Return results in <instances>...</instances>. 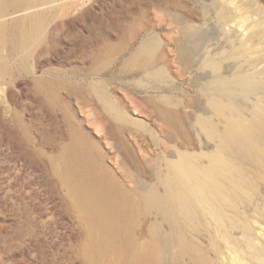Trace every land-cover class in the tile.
<instances>
[{
    "label": "rangeland",
    "instance_id": "rangeland-1",
    "mask_svg": "<svg viewBox=\"0 0 264 264\" xmlns=\"http://www.w3.org/2000/svg\"><path fill=\"white\" fill-rule=\"evenodd\" d=\"M134 1L44 0L0 13V264H132L152 241L155 264H233L224 236L264 255V164L225 136L232 116L249 126L264 117V0H166L163 10ZM39 9L45 25L19 41ZM108 44L118 49L105 57ZM143 47L151 64L133 62ZM219 99L232 109L218 112ZM153 103L176 108L180 125ZM256 136L264 145V131ZM79 138L99 145L113 179L102 183L118 187L105 199L121 215L110 232L89 222L74 180L60 181L47 156ZM220 150L257 188L222 204L224 226L193 192L192 216L174 200L179 155L207 164Z\"/></svg>",
    "mask_w": 264,
    "mask_h": 264
},
{
    "label": "bare ground",
    "instance_id": "bare-ground-1",
    "mask_svg": "<svg viewBox=\"0 0 264 264\" xmlns=\"http://www.w3.org/2000/svg\"><path fill=\"white\" fill-rule=\"evenodd\" d=\"M41 1H44V0H0V13L6 10L10 5L37 4ZM165 2L167 1L166 0H153L152 4L158 10H160L161 8L163 10V8L166 7ZM138 15H139V18L140 17L143 18L144 15H143L142 8ZM46 20H47V15L41 9L35 10L31 14H29L27 18L23 20L24 23L22 24V26L20 27L17 33L18 40L27 41L29 38H32V36H35V35L37 36L39 34L38 33L39 29L41 30V28L45 25ZM131 31L132 30H129L127 32L130 34ZM0 36H1V30H0ZM117 49L118 47L116 45H113V44L106 45L104 49V56L108 57L112 55ZM153 58H154V54L152 50L148 47H143L138 52V54L134 57L133 62H138V64L140 65H147L153 62ZM153 104H154V107H155V110L158 116L161 119H163L166 123L171 124L172 126H175V127H178L180 125L179 124V121H180L179 112L176 108L168 107L160 103H153ZM216 105H217L216 107H218L217 111L219 109V111L225 112L224 110L225 107H229L232 109V107L229 104H227L225 101L220 100V99L218 100ZM232 113L230 111L231 115ZM203 120H205V118ZM252 126L256 127V130H254ZM252 126H249L248 124L243 125L240 119H237L232 116V123L231 125H229L227 129V135L225 136L228 137V140L230 143H232V146L237 147L238 149L239 147L246 148L248 152L254 158H257L259 161H261L264 164V161L261 159L262 154H264V145L259 140V138L256 136L257 131H261V133L262 131H264V117H261L255 120ZM124 130H125L124 128L118 125H116L115 127V132L117 133H121ZM180 132L181 131H179V133ZM64 153H65L63 155L64 157L62 156L63 158L60 155H58V157H61L58 159L59 161L63 159L61 162L56 160L57 157L55 158V155H53L54 153L49 154V155L47 154V156L50 162L55 166L54 168L56 170L55 169L54 170L56 172L55 171L54 172L58 174L57 176H59V178L61 177L62 180L64 178H67L66 181H68V178L70 180L71 179L74 180L75 184L73 183V181L72 182L68 181V182L74 184V190L72 189V191L75 192V195L78 198L77 203L79 205L78 204L77 205L81 207L80 209H82V212L87 217L89 222L93 226L97 227L96 229H99L100 231L102 230L100 229V227L103 228L104 226L106 227V228H103L106 230L105 232L107 231L110 232L112 229L114 230L115 227L118 228L119 226L117 227V225L120 224L118 223L120 218L118 219L119 215H117L116 212H114L115 209L113 210V207L116 208V206H113L112 211H110L111 207L109 206L111 205L109 203H106V200H105L106 194L108 193V191H110V189L112 188L118 189V187L114 184V182H112L113 179L109 173V169L107 168L106 165L103 164V162L100 159L102 157V152H101L99 145L96 142H93V141L90 142L83 138H79L77 144H74L73 146H70V147L68 146L67 150L64 151ZM186 153L187 152L182 153L181 156L179 155L178 157L177 167L179 168L180 171L177 170V172L179 171L181 173V174L179 173L181 175L180 177L181 181L178 182L177 184V188H176L177 190L175 191L177 194H176V197H174V200H176L175 198H177L178 203L180 204L181 210L183 212H186L189 215L191 214L192 216L193 212L195 211H193V208H192L193 206L190 205L189 199L193 197V195H190V193L193 192L195 195L198 196L199 201H201V203L208 208V211L210 210L214 219L219 222L220 226L227 225L224 219V210H222V207H221L222 204L223 203L229 204L230 202L232 204L234 202L235 196H239V195L252 196L255 189H257L255 185L256 184L255 180L246 177L243 169L239 167L238 165H236L233 162L234 160L229 158L230 156L227 157L226 153H225L226 155L223 154L221 150L218 152L210 153L211 155L209 156V160L206 162L207 164H201L199 162L198 164L195 160L191 159ZM193 157L194 159H197L195 158L194 155ZM179 174L177 173V175ZM107 176L110 177L112 181L111 183H108L109 185L107 184L108 186H104L102 183V180L103 178ZM61 178H60V181H61ZM258 178H261V175H259ZM119 190L121 191V189ZM147 196H150V195L147 194ZM147 198L149 199L150 197H146L145 200H148ZM142 199L143 197L141 198V200ZM144 201H142L141 203L144 204L143 203ZM199 201L198 203H200ZM191 203L193 204V202ZM119 205H121L120 202H119ZM138 207H140V204L138 205ZM132 209H134V207ZM119 211H120V208H119ZM119 217H121V215ZM228 219H230L232 223H234V220H236V218L233 216L228 217ZM116 234H117V230H116ZM113 235L115 234L113 233ZM103 238H104V235H103ZM224 241L226 243V246L232 249V255L230 256V260L233 264H255L254 262L255 260L257 261L264 260V255L260 253L259 251L255 250V248H253L252 246H249V249L246 250L243 247H239L238 245L234 244L233 240L232 239L229 240L228 238H226V236H224ZM251 243H252V240L250 238V244ZM106 244L108 245L109 242L108 243L106 242ZM157 246H158V243H156V241L155 242L152 241V243L150 242L149 244H146L144 248L141 247L142 248V249L140 248L141 252L138 255L135 254L136 259L134 260V263L132 264H155L154 256L157 254L156 252L160 249ZM157 248L159 249L156 251ZM119 264H126V263L119 262Z\"/></svg>",
    "mask_w": 264,
    "mask_h": 264
}]
</instances>
